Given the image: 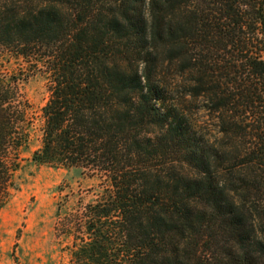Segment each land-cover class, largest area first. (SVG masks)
Segmentation results:
<instances>
[{
  "label": "trees",
  "instance_id": "16d2710c",
  "mask_svg": "<svg viewBox=\"0 0 264 264\" xmlns=\"http://www.w3.org/2000/svg\"><path fill=\"white\" fill-rule=\"evenodd\" d=\"M1 51L51 80L32 161L108 181L65 223L64 264H264V0H0ZM162 54L213 143L166 104ZM16 83L0 76V208L29 141Z\"/></svg>",
  "mask_w": 264,
  "mask_h": 264
},
{
  "label": "rangeland",
  "instance_id": "374dc122",
  "mask_svg": "<svg viewBox=\"0 0 264 264\" xmlns=\"http://www.w3.org/2000/svg\"><path fill=\"white\" fill-rule=\"evenodd\" d=\"M167 56L161 55L165 65L160 77L168 91L166 104L179 114L196 143L199 138L213 143L218 135L215 115L191 92L194 76L181 71L180 60L168 65ZM28 67L22 59L0 52V76L12 74L17 79L29 133L28 148L20 154L9 196L0 208V264H64L73 242L65 223L97 200L108 181L83 167L32 161L43 142V107L50 99L51 80L44 69ZM171 163L165 165L168 171H173L167 168ZM174 163V171L192 172L193 168Z\"/></svg>",
  "mask_w": 264,
  "mask_h": 264
}]
</instances>
